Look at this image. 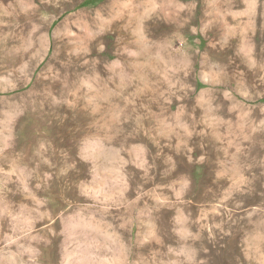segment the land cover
I'll use <instances>...</instances> for the list:
<instances>
[{
	"label": "rangeland",
	"instance_id": "obj_1",
	"mask_svg": "<svg viewBox=\"0 0 264 264\" xmlns=\"http://www.w3.org/2000/svg\"><path fill=\"white\" fill-rule=\"evenodd\" d=\"M0 264H264V0H0Z\"/></svg>",
	"mask_w": 264,
	"mask_h": 264
},
{
	"label": "bare ground",
	"instance_id": "obj_2",
	"mask_svg": "<svg viewBox=\"0 0 264 264\" xmlns=\"http://www.w3.org/2000/svg\"><path fill=\"white\" fill-rule=\"evenodd\" d=\"M69 5V4H68ZM72 5V4H71ZM67 6V5H66ZM65 7V6H64ZM67 9V8H66ZM78 26H80V25H78ZM82 27V26H81Z\"/></svg>",
	"mask_w": 264,
	"mask_h": 264
}]
</instances>
